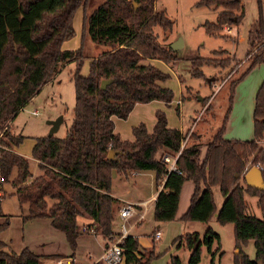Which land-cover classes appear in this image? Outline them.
<instances>
[{"label":"trees","instance_id":"obj_1","mask_svg":"<svg viewBox=\"0 0 264 264\" xmlns=\"http://www.w3.org/2000/svg\"><path fill=\"white\" fill-rule=\"evenodd\" d=\"M241 0H197L194 6L219 7L213 22L202 26L212 34L222 25L238 23L243 15ZM154 0H0V172L10 182L19 204H27L23 220L47 218L61 231L69 249L79 234L77 217L88 218L94 233L112 234L111 223L119 201L109 194L111 173L127 177L131 171H152L160 189L153 200L152 218L166 222L175 218L179 190L184 180L192 182V192L180 221L207 222L215 211L211 187L216 186L223 200L215 221L231 223L233 248L231 264H264V147L258 141L264 134V77L260 81L251 111L252 137L248 140L222 136L231 109L235 84L255 65H264V27L261 0H255L257 30L254 43L245 55V70L228 83L227 106L219 129L205 143L200 156L196 141L180 146L184 133L167 127L162 111L154 112V124L147 132L143 123L131 127L132 140L120 139L112 131L111 116L125 118L135 102L156 99L168 103L169 88L159 81L169 77L144 59L173 60V52L160 44L152 29L170 30L171 20L153 6ZM81 8L78 45L61 47L74 34L72 19ZM227 28V27H226ZM229 28V27H228ZM97 53L94 54V51ZM213 50L212 54H220ZM84 60L87 72L80 73ZM228 57H193L189 73L202 76L201 65L226 66ZM67 62L74 63L70 80L73 107L62 136L34 137L31 156L41 173L33 177L26 157L13 150L24 136L11 133L9 125L17 113ZM106 80L104 87L100 81ZM111 157H106L107 151ZM179 173L169 171L161 160L163 153L173 155ZM261 165L263 186H241L237 180L250 165ZM13 175V176H12ZM12 176V177H11ZM256 196L260 216L246 212L243 194ZM47 199L51 202L47 205ZM9 224L4 215L0 232ZM209 246L215 234L206 230ZM192 236L194 237L192 239ZM185 235L189 250L186 264H198L199 242L196 235ZM180 238V236H178ZM249 240L254 259L241 250ZM154 241L149 248L138 245L126 235L119 243L124 264H147L157 254ZM0 239V264H43L40 255L27 247L19 252L5 249ZM96 264H99L98 262ZM169 264H179L171 256ZM210 264L212 261L210 260Z\"/></svg>","mask_w":264,"mask_h":264},{"label":"rangeland","instance_id":"obj_2","mask_svg":"<svg viewBox=\"0 0 264 264\" xmlns=\"http://www.w3.org/2000/svg\"><path fill=\"white\" fill-rule=\"evenodd\" d=\"M195 1L197 0H154L153 2L154 8L162 10L165 16L171 20L170 30L164 31L160 27L155 26L152 31L155 34L156 40L169 48L175 56L168 63L157 61V67L169 75L163 81V86L171 90L172 99L168 104L161 103L165 107L164 110L166 111L167 109L168 112L165 113L167 124L171 126L176 124L185 135L181 145L186 144V142L195 141L194 136L198 129H204L201 134V140L203 139L206 142L219 129L227 106L228 83L230 80L240 76L245 70L247 65L245 55L254 43V35L258 27L255 0H241L243 15L238 23L224 24L214 30L212 34L206 33L202 24L205 21L213 22L216 12L220 8L194 6ZM81 13V8H78L74 12L72 27L75 35L64 40L61 44L62 48L69 46L71 48L76 45L81 25ZM261 16L264 27V0H261ZM226 27H229V29ZM178 37L181 40V45L175 49H171L169 47L170 44ZM213 50H221L222 53L213 55ZM197 56L228 57L230 60L223 67L201 65L199 68L203 75L196 77L192 76L189 70L191 67L190 59ZM73 69V62L65 63L60 68L57 79L51 83L44 84L38 93L17 113L12 121L13 123H10L9 131L11 133L18 131L17 133L24 136L22 142L23 150L27 149L29 141L35 136L47 135L49 127L46 124V116L49 114H55L56 112H58L57 115L63 114L64 122L52 134L55 136H62L64 134L73 107V86L70 80ZM79 71L81 74H85L86 67ZM263 77L264 65L259 64L243 74L235 84L231 109L222 133L224 138L248 140L252 137L251 111L254 94ZM199 97H203L202 101H198ZM176 99H181L178 105H176ZM150 106L153 107L154 104H150ZM34 108L37 109V114L31 112V109ZM191 117L197 120L193 127V132L192 125L190 126V124L194 120H191ZM132 119V116H130L125 123L131 122ZM186 127L188 128L186 129ZM258 144L264 147V134L258 141ZM33 159L30 156L29 169L31 172H37L39 168L35 166ZM256 166L260 169L262 168L261 165ZM111 177L113 188L117 191L123 192L124 188H128L118 186L116 182L118 175L116 173L112 172ZM130 179H127L125 185H130L129 183L132 181ZM186 183L187 188L185 193L187 194L190 190L188 189L189 186H192V182L187 180ZM239 183H242L241 178L239 179ZM1 188V209L3 212H6L4 215L10 216L8 227L1 233V237L4 240L8 242L11 240V247L7 246L6 249L17 251L23 238L28 244L29 242L36 244L38 237L44 236L46 231L43 222L39 224L37 219L23 221L22 216L23 213L25 215L26 204H23V213H21L20 204L14 194V187L10 185V182H3ZM212 190L214 191L215 198L218 197L219 199L222 196L216 187ZM128 192L129 194L131 193L130 191ZM129 194L123 193L122 196L128 197ZM46 201L48 204L51 202L50 199ZM185 202L186 199L184 197V204ZM248 211L250 214H253L251 208H248ZM255 214L257 213L255 212ZM148 219L149 217L146 216L140 226L136 227V231L141 235L142 233H149L152 229H158L159 232L161 231V236L154 241V251L157 255L150 259L147 264H169L168 258L171 255L178 256L180 259L184 253L183 247L178 246L180 240H178V237H175L176 234L170 237L166 236L162 223L156 226L153 222H147ZM118 223L119 221L115 217L112 221V227L116 228ZM203 223L191 221L188 226V230H191V233L188 234L190 236L195 234L199 242L200 254L198 264H210V260L212 264H231V257L235 252L230 230L231 224L219 225L214 218L209 219L205 224ZM206 230H211L215 234L209 246L205 243V239H207ZM144 234L143 236L146 237ZM106 239L108 242L114 241L113 233L106 237ZM32 247H35V245H32ZM40 247L42 246L38 248ZM44 247V250L68 253V247L64 239L60 241L55 238L54 241L45 243ZM242 250L249 256V259H254V248L251 241ZM83 252L79 250L77 254L78 261L87 260L86 254ZM41 262L48 264L50 263V258L43 256ZM98 263L103 264L101 261Z\"/></svg>","mask_w":264,"mask_h":264},{"label":"crops","instance_id":"obj_3","mask_svg":"<svg viewBox=\"0 0 264 264\" xmlns=\"http://www.w3.org/2000/svg\"><path fill=\"white\" fill-rule=\"evenodd\" d=\"M73 35H75V31H74ZM79 35H80V31H79V34H78V40H77L76 45L74 44L75 46H73L71 48H70V46L69 47H65V49H73V48H75L78 45V42H79ZM96 53H97V50L94 51V54H96ZM157 61L163 62V61H161L159 59H144L140 63H150L153 66L157 67ZM85 67H86V72H87V60L83 61L82 66H81L80 69L85 68ZM59 70L53 75L51 80H49L47 83H51V82H53L54 80L57 79ZM163 81H159L158 84L160 86H163ZM163 87H165V86H163ZM202 98L203 97L198 98V101H202ZM196 99H197V97H196ZM175 101H177L176 105H178L181 102V99L180 100L176 99ZM161 102L163 104H168L169 103V102L165 103V102H163L161 100H156V99L150 100L148 102H135L125 118H118V117L112 115L110 118H111V121H112V124H113V127H112L113 133L117 134L120 139L132 140L133 137H132L130 129H131L132 126H134V125H136L138 123H143L146 131L150 132L151 129H152V126L154 124V112L156 110H160V111H162L164 113V115H165V113H168L167 109H166V111L164 110L165 107H163ZM150 104H154V106L151 107ZM161 108H163V109H161ZM34 109H36V108H34ZM32 110L33 109H31V111ZM57 113L58 112H56L55 114H49V115L46 116V118H47L46 124H47L48 127H49V124L47 123V121L50 120V119H53L54 117H56ZM130 116H132V118H133L132 121L129 122V123H125L127 118H129ZM165 119H166V117H165ZM191 120H194V117H191ZM12 121H11V123H13ZM63 122H64L63 114H61V122L58 124L57 128H59V126ZM196 122H197V120L195 119L193 121V123L190 124V126L192 125V132L194 131L193 127L195 126ZM175 125L176 124H173L172 126L168 125L167 124V119H166V126L167 127L177 128L179 131L182 132V129L178 128V126L177 125L175 126ZM187 128L188 127H186V129ZM14 129H15V126H14ZM203 131H204V129L196 130V133H195V136H194L195 141L200 144V156H202L203 153H204L205 143H206V141H204L203 139L201 140V134L203 133ZM190 134H191V136H193L192 133H190ZM22 142H23V140H22ZM22 142L19 145L14 146L13 150L15 152H17L18 154L26 157L27 160H28V163H29V158L31 156V148H32L33 143H34V138L31 139V141H29V143H28V147H27L28 152H27V149L23 150V145H22L23 143ZM191 142H194V141H191ZM190 143L186 142L187 145L190 144ZM186 144L184 143L182 145H186ZM33 160H34L35 166H37V160L36 159H33ZM29 171H30L31 176L28 177L27 181H30L33 177H35V176H37V175H39L41 173L40 169H38L37 172H31L30 169H29ZM243 172H242V174H243ZM115 173L116 172H114V174ZM242 174L239 176L241 178V180H242V183H239V179H240L239 177H238L237 182L241 186H245V182L242 179ZM117 175H118V177H116V182H117L118 186L119 187H128V188H124L123 192L117 191L116 189L113 188L112 177H111L109 194L112 197L116 198L119 201L120 205L122 203H127L128 202V203L133 204V207H134L133 213L126 220L127 234L132 236V237H134L136 239V241H137L139 246L144 247V248H148V247H150L153 244L152 240H155V239L152 238L153 232L155 230H158V229H155V230L152 229L149 233H145V234L142 233L140 235L136 231V227L140 226L141 222L145 219L146 216L149 217L147 222H153L156 226H158L159 224L162 223L163 224V230H164L166 236L170 237L173 234H176L175 237L180 236V238L178 239V240H180L178 246H182L183 247V253L184 254L181 256L180 259L178 258L179 259V264H186V259H187V255H188L189 250L187 249V247L185 245L186 244L185 243V235L188 234V233H191V230H188V226L190 225L191 221H184V222L180 221V220H178V216L181 215L185 211V209H186V207L188 205L189 197H190V194L192 192V186H189L188 189H190V190L186 194L185 192H186V188H187L186 187L187 180H184L182 182L180 190H179V196H178V200H177V205H176L175 218L172 219V220L166 221V222H157V221L153 220V218H152V207H153V200L155 198V195H156L157 191L160 189L161 181H159L157 184H155L154 179H153L152 171H131L128 174L127 177H124V176H122L120 174H117ZM127 179L132 180V181H130L131 183H129L130 184L129 186L125 185ZM215 187L216 186H213V187H211V189H213ZM14 191H15V188H14ZM128 191H130L131 193L129 194ZM211 192H212V198H213V202H214V206H215V211H214V213L211 215V217L209 219L214 218V220H215L216 210L219 208V205H220L221 201L223 200V197L221 196L219 199H218V197L215 198L214 191L212 190ZM123 193H125V194L128 193L129 196L128 197H123L122 196ZM184 194L187 195V196H185ZM184 197L186 199L185 204H184ZM216 199H218V200H216ZM182 200H183V204H182ZM243 200H244L245 205H246V209H245L246 212L249 213L248 208H251L253 210V211H251L253 213L252 215H254L256 217H259L260 211H259V208H258V206L256 204V196L248 195V194L244 193L243 194ZM47 205H48V203H47ZM25 206H26V208H25V214H26L28 207H27V204ZM1 208H2V205H1V199H0V222L3 221L4 214H6V212H3V210ZM20 208H21V213H23L22 212L23 211L22 210L23 209V204H20ZM255 212L257 214H255ZM23 215H24V213H23ZM6 216H8L10 218L9 215H6ZM115 217H116V219H118V221L120 223V219H119V217L117 215V212L115 214ZM35 219H37V222H39V224L41 222H43V226L46 228L44 236L38 237V240H37L36 244H32L31 242H29V244H28L27 242L24 241V238H23V241L21 242L18 250L15 251V252H19L23 247H27L28 249H30L33 253H35L37 255H40L42 257L45 256V257L50 258V263H48V264H54V260L56 258H58V257H70L72 260H71V262L69 264H96L97 262H99L98 261V257L101 254V252L103 251V249L105 248V246L107 245L108 240L106 239V237H102L101 235L96 234V233H88V232L79 231L80 226H82V225L88 226V224L90 222V220L88 218L81 217V216L77 217L76 224H77V229L79 231V234L77 235V237L75 239V247L72 250L69 249V247H68V245L66 243V245L68 247V253L57 252L55 250H52V251L51 250H47V249L44 250L45 249V247H44L45 243L54 241L55 238L57 240H60V241H62L63 239L65 240V238H64V235H63V233L61 231L53 228L49 224V220L47 218H31L30 220H35ZM207 222H204L203 224H205ZM119 223L117 224L116 228L112 227V223H111V231H112L113 235L114 234H118V225H119ZM226 224H231V223H225V224H219V225H226ZM50 228H52V229H50ZM4 230H2L0 232V239L5 242V244H6L5 249H6L7 246L9 248L11 247V244H10L11 240H9V242H8V241L4 240L1 237V233ZM230 230H231V233H232V225H231V229ZM58 232H60V233H58ZM143 234L146 237H144ZM160 236H161V231H160L159 237ZM249 241H251V240H249ZM232 242H233V238H232ZM248 242L245 245L241 246V250H242L243 247H245L248 244ZM32 245H35V247H32ZM39 246H42V247L38 248ZM79 250L84 251L83 253L86 254L87 260L78 261L77 254L79 253ZM242 252H243V250H242ZM171 256H173V255H171ZM171 256H169L168 262H169V259H170ZM246 256L249 258L248 255H246ZM119 264H124V260L122 259L121 263H119Z\"/></svg>","mask_w":264,"mask_h":264},{"label":"built area","instance_id":"obj_4","mask_svg":"<svg viewBox=\"0 0 264 264\" xmlns=\"http://www.w3.org/2000/svg\"><path fill=\"white\" fill-rule=\"evenodd\" d=\"M228 28V27H227ZM229 29V28H228ZM33 114H37V110L33 109L31 111ZM180 146L181 143H180ZM178 152H175L173 155L163 153L161 155V160L165 163L167 170L179 173L177 169V165L175 163V157ZM260 169V168H259ZM2 176L0 172V199L2 197ZM134 207L131 203H122L117 210V215L120 219V223L118 225V234H114V241L108 242L101 254L98 257V261H101L103 264H119L121 263L123 257L119 243L121 239L127 235V227L126 220L133 213ZM79 231L94 233L93 227L91 226H80ZM159 230H155L152 234L153 239L159 238ZM70 257H58L54 260V264H69L71 262Z\"/></svg>","mask_w":264,"mask_h":264},{"label":"water","instance_id":"obj_5","mask_svg":"<svg viewBox=\"0 0 264 264\" xmlns=\"http://www.w3.org/2000/svg\"><path fill=\"white\" fill-rule=\"evenodd\" d=\"M181 45V40L180 38H176L172 44H170L171 49H175L176 47H179ZM106 80H101L100 81V87H104ZM200 98V97H199ZM61 122V115H57L53 119H50L47 121L49 124V129L47 132V135H51L58 127V124ZM112 156V151L108 150L106 157H111ZM242 179L245 182V185L253 187V188H260L263 186V181L261 177V171L256 165H251L247 169L244 170L242 174ZM194 237L192 236V239Z\"/></svg>","mask_w":264,"mask_h":264}]
</instances>
